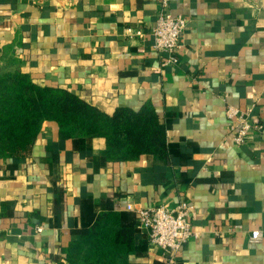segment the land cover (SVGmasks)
Returning a JSON list of instances; mask_svg holds the SVG:
<instances>
[{
	"label": "crops",
	"instance_id": "crops-1",
	"mask_svg": "<svg viewBox=\"0 0 264 264\" xmlns=\"http://www.w3.org/2000/svg\"><path fill=\"white\" fill-rule=\"evenodd\" d=\"M160 10V0H0V66L13 59L35 82L107 112L151 101L170 146L168 159L108 161L104 137L62 139L45 120L27 159L0 160V264L66 262L93 215L114 209L138 226L129 205L183 198L197 235L177 264H264V139L235 143L225 112L231 103L264 122V0H171L187 18L176 65L153 47ZM233 223L242 230L229 233ZM163 257L136 232L131 264Z\"/></svg>",
	"mask_w": 264,
	"mask_h": 264
},
{
	"label": "trees",
	"instance_id": "trees-1",
	"mask_svg": "<svg viewBox=\"0 0 264 264\" xmlns=\"http://www.w3.org/2000/svg\"><path fill=\"white\" fill-rule=\"evenodd\" d=\"M45 120L58 123L62 139L104 137L108 161L134 160L142 154L168 159L170 155L167 126L151 101L107 112L67 86L35 82L9 58L0 66V160L27 159ZM57 192L56 204L62 188ZM123 215L114 209L93 215L80 239L70 243L66 262L59 264H131L136 232L145 229L139 224L124 226Z\"/></svg>",
	"mask_w": 264,
	"mask_h": 264
},
{
	"label": "built area",
	"instance_id": "built-area-1",
	"mask_svg": "<svg viewBox=\"0 0 264 264\" xmlns=\"http://www.w3.org/2000/svg\"><path fill=\"white\" fill-rule=\"evenodd\" d=\"M171 0H160L161 10L150 29L153 47L165 54L164 65H176L180 58L177 50L181 46L183 32L187 26V18L182 14H173L169 10ZM142 35L141 29L132 32ZM228 128L235 143L247 144L253 133H259L264 139V122H254L251 110L228 103L226 105ZM128 209L135 210L139 215V227L147 231L150 243L160 247L164 254V264H177V254L181 247L197 233L192 228L191 214L193 206L186 199L178 200L173 206L161 203L142 207L129 205ZM42 226L37 230L41 231ZM242 230V225L233 223L228 226L229 233ZM261 237L258 230L251 233V238Z\"/></svg>",
	"mask_w": 264,
	"mask_h": 264
}]
</instances>
